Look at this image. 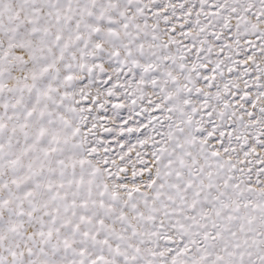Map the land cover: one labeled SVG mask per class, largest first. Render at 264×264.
<instances>
[{"label":"snow or ice","instance_id":"snow-or-ice-1","mask_svg":"<svg viewBox=\"0 0 264 264\" xmlns=\"http://www.w3.org/2000/svg\"><path fill=\"white\" fill-rule=\"evenodd\" d=\"M0 264H264V0H0Z\"/></svg>","mask_w":264,"mask_h":264}]
</instances>
